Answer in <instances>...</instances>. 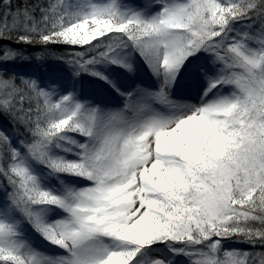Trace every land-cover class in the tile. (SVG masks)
I'll list each match as a JSON object with an SVG mask.
<instances>
[{"label":"snow or ice","instance_id":"1","mask_svg":"<svg viewBox=\"0 0 264 264\" xmlns=\"http://www.w3.org/2000/svg\"><path fill=\"white\" fill-rule=\"evenodd\" d=\"M0 264H264V0H0Z\"/></svg>","mask_w":264,"mask_h":264},{"label":"trees","instance_id":"2","mask_svg":"<svg viewBox=\"0 0 264 264\" xmlns=\"http://www.w3.org/2000/svg\"><path fill=\"white\" fill-rule=\"evenodd\" d=\"M57 51H60L58 48ZM54 69V62L49 60L44 66L36 65L35 63L32 66H22L21 70L26 72H35L37 75L44 77L46 72H51Z\"/></svg>","mask_w":264,"mask_h":264},{"label":"rangeland","instance_id":"3","mask_svg":"<svg viewBox=\"0 0 264 264\" xmlns=\"http://www.w3.org/2000/svg\"><path fill=\"white\" fill-rule=\"evenodd\" d=\"M142 79H144L145 83H149V82H150V81L147 80L146 77H142ZM105 102H112V101L109 100V101H105ZM242 247H243V246H242Z\"/></svg>","mask_w":264,"mask_h":264}]
</instances>
